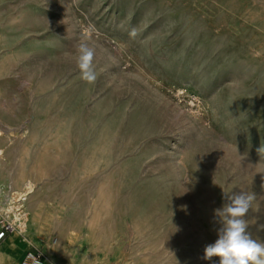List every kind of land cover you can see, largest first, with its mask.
<instances>
[{
  "label": "rangeland",
  "instance_id": "1",
  "mask_svg": "<svg viewBox=\"0 0 264 264\" xmlns=\"http://www.w3.org/2000/svg\"><path fill=\"white\" fill-rule=\"evenodd\" d=\"M0 129L55 264L218 262L223 191L264 239V0H0Z\"/></svg>",
  "mask_w": 264,
  "mask_h": 264
},
{
  "label": "clouds",
  "instance_id": "2",
  "mask_svg": "<svg viewBox=\"0 0 264 264\" xmlns=\"http://www.w3.org/2000/svg\"><path fill=\"white\" fill-rule=\"evenodd\" d=\"M129 35L134 38L136 30H131ZM77 52L76 65L81 79L93 83L97 78L93 66L94 49L87 42H82ZM258 151L264 152V146ZM222 198L225 203L214 210V216L221 225L216 230L218 238L205 247L203 258L211 261L213 257H218V262L213 264H264V239L254 236L246 219L256 199L255 193L239 191L229 194L223 191ZM186 209V205L181 206V210ZM256 232H264V223L256 225ZM35 264H39L38 259Z\"/></svg>",
  "mask_w": 264,
  "mask_h": 264
},
{
  "label": "crops",
  "instance_id": "3",
  "mask_svg": "<svg viewBox=\"0 0 264 264\" xmlns=\"http://www.w3.org/2000/svg\"><path fill=\"white\" fill-rule=\"evenodd\" d=\"M4 153L3 150V156ZM2 165L0 166V180L2 184H5V179H2L3 177L5 178V168ZM3 191L0 188V218L5 214V200L7 202L9 198L8 195L5 196V192ZM39 239V236L31 231L29 219L24 220L23 218L17 230L0 243V264H22V260L27 252L30 250L39 251L38 249L48 252L47 257H45L46 264H55L53 262L55 261L54 252L47 248L46 241H40Z\"/></svg>",
  "mask_w": 264,
  "mask_h": 264
},
{
  "label": "built area",
  "instance_id": "4",
  "mask_svg": "<svg viewBox=\"0 0 264 264\" xmlns=\"http://www.w3.org/2000/svg\"><path fill=\"white\" fill-rule=\"evenodd\" d=\"M27 200L26 197H22L11 200V197L7 199L8 206L5 208V214L0 218V243L7 238L10 234L17 230V225L24 214V203ZM36 259L39 260V264H46L45 256L37 250H30L22 260V264H35Z\"/></svg>",
  "mask_w": 264,
  "mask_h": 264
},
{
  "label": "bare ground",
  "instance_id": "5",
  "mask_svg": "<svg viewBox=\"0 0 264 264\" xmlns=\"http://www.w3.org/2000/svg\"><path fill=\"white\" fill-rule=\"evenodd\" d=\"M2 137V130L0 129V138ZM2 139V138H1ZM32 188V185L31 184H28V193L30 194L32 192L31 190ZM28 195V194H27ZM26 196V195H25ZM24 195L20 196L19 198H22V197H25ZM26 215H24L21 220L19 221V223L23 220V218L25 217ZM19 223L17 225V227L19 226Z\"/></svg>",
  "mask_w": 264,
  "mask_h": 264
}]
</instances>
